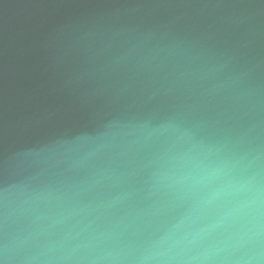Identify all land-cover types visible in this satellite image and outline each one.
I'll list each match as a JSON object with an SVG mask.
<instances>
[{
  "label": "water",
  "instance_id": "95a60500",
  "mask_svg": "<svg viewBox=\"0 0 264 264\" xmlns=\"http://www.w3.org/2000/svg\"><path fill=\"white\" fill-rule=\"evenodd\" d=\"M0 264H264V0H0Z\"/></svg>",
  "mask_w": 264,
  "mask_h": 264
}]
</instances>
